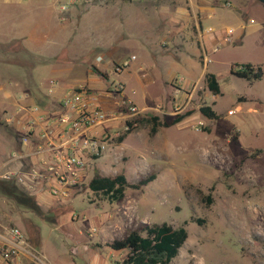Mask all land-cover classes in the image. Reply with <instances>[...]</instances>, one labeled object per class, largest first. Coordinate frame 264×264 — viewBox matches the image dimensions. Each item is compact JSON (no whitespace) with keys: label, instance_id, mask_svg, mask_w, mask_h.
Wrapping results in <instances>:
<instances>
[{"label":"rangeland","instance_id":"obj_1","mask_svg":"<svg viewBox=\"0 0 264 264\" xmlns=\"http://www.w3.org/2000/svg\"><path fill=\"white\" fill-rule=\"evenodd\" d=\"M60 1L66 0L0 2L7 13L0 19V41L17 36L28 22L34 30L25 44L38 55L32 73L38 84L52 76L72 83L95 80L90 89L110 92L116 112L126 97L142 109L140 116L170 120L190 114L153 135L149 124H137L120 143L122 122L108 127L106 153L88 161L68 197L37 200L36 214L1 195L0 222L17 224L47 264H123L126 250H111L107 243L142 223L162 222L187 232L170 264H264V4L256 0V6L242 8L241 0H227L221 7L224 0H207L218 17L203 21V29L233 32L229 40L202 48L192 32L190 0H81L64 21ZM238 22L261 26L247 28L236 40ZM41 26L56 32L55 55ZM241 63L261 66L262 78L232 75L230 68ZM63 66L74 72L59 70ZM205 73L215 74L220 93L208 90ZM184 78L191 81L184 84ZM201 105L211 106L217 117L202 116ZM96 173H123L130 184L151 173L156 177L109 202L87 187Z\"/></svg>","mask_w":264,"mask_h":264},{"label":"built area","instance_id":"obj_2","mask_svg":"<svg viewBox=\"0 0 264 264\" xmlns=\"http://www.w3.org/2000/svg\"><path fill=\"white\" fill-rule=\"evenodd\" d=\"M79 1L81 0L60 1L58 4L59 19L65 20L66 13L71 6ZM232 32L233 29L228 28L224 38L229 40L228 36ZM214 50L216 47L213 48ZM202 52L203 61H208V53L205 49ZM97 59H100V56ZM127 64L128 62L124 61L123 66ZM58 85L57 80H50L47 92L53 93ZM117 88L118 94H121L122 85L120 83L117 84ZM58 103L61 111L50 115L40 112L37 105L28 109V122L24 126L21 142L26 144L31 134L38 130L42 140V147L38 152L45 154L41 162L53 180L48 187L49 194L52 197L65 198L79 183L88 161L106 153L108 149L106 129L112 124L114 126L122 122L125 130L126 121L140 116L142 109H139L132 100L122 97L117 103L120 107L119 112L106 110L97 103L95 92L84 82L67 88ZM14 120L12 114L7 115V123H12ZM198 124L201 125L202 122ZM24 157L23 151L13 150L6 158L4 165ZM39 172L6 170L0 173V179L15 181L25 190L33 189L36 177L43 175ZM44 259L41 251L27 241L17 224L0 222V264H47Z\"/></svg>","mask_w":264,"mask_h":264},{"label":"crops","instance_id":"obj_3","mask_svg":"<svg viewBox=\"0 0 264 264\" xmlns=\"http://www.w3.org/2000/svg\"><path fill=\"white\" fill-rule=\"evenodd\" d=\"M13 1L15 0H0V2L5 5L8 3L16 4L13 3ZM226 1L227 0H224L220 3L221 7L227 5ZM255 3L256 0H241L240 2L242 8L246 5H255ZM190 6L192 10L195 11V13H193L195 25L193 26L192 32H195L199 37V43L202 48L210 46L212 43L225 36L226 31L224 28L218 29L217 27L210 25L203 29V21H206V19H210L211 22L213 19L214 21L215 19L217 20L216 17H218V13L214 4L207 0H190ZM7 11L9 12L8 7ZM200 11L202 13L206 12V15L201 16L199 14ZM3 16H7L5 8L0 9V19H4ZM249 21L256 23L252 18H250ZM60 26L63 25L61 24ZM255 26L260 27V22H257ZM255 26H250L248 23L243 24L242 22H238L236 28H239V30L236 33L235 39L239 40L245 32L244 30L247 28H254ZM58 28L61 29V27ZM183 29H185V24H183ZM21 30L22 32L18 33L17 36L0 41V173L6 170H18L22 172L40 171L39 173L43 175L42 177H36V180L33 182V189L25 190L23 188L28 194H32L36 196L37 200H40L42 198L52 197L49 194L48 187L53 183V180L49 177L48 171L44 169L45 166L41 162L42 159L45 158V154L38 152L42 147V140L39 137L38 130L31 134L30 139L26 144L21 142L24 126L28 122V109L37 105L40 112H45L47 115L60 112L61 109L58 103L60 97L67 88L77 83L63 82L61 77L52 78V76L47 80H42V82L38 84L32 75L35 63L39 62L36 60L38 55L31 51L25 44V39L29 41L30 38H34V30L29 22L26 23V25H23ZM46 30L48 33L47 36L50 35L51 37H49V40L47 36H42V38H47V43L51 44V50L54 51L56 45L55 41L57 39L56 32H54V29L51 31L48 30V28L41 26L40 32L43 33V31ZM52 51L51 55H55V51ZM59 70L63 72H74L73 67L68 66L60 67ZM52 79L57 80L59 85L55 88L54 92L50 94L47 92V88ZM190 81L191 80H186L184 78L183 83L188 84ZM80 82L82 81H78V83ZM89 84H91V86L88 85L91 89L94 88L95 80ZM93 91L96 94L97 103L102 108L107 110L114 109L113 104H111V98L113 97L110 92L102 91L104 92L102 95L95 90ZM99 95L107 98V100L101 101ZM8 114L14 116L15 120L12 123L6 122ZM112 126L113 124L110 127ZM13 150L23 151L25 157L11 164L4 165L6 158ZM86 172L85 169L83 176H85Z\"/></svg>","mask_w":264,"mask_h":264},{"label":"trees","instance_id":"obj_4","mask_svg":"<svg viewBox=\"0 0 264 264\" xmlns=\"http://www.w3.org/2000/svg\"><path fill=\"white\" fill-rule=\"evenodd\" d=\"M230 73L248 81L259 80L263 76L261 66L251 63L235 64V67L232 66L230 68ZM204 81L211 93H220V86L215 74L205 73ZM199 112L208 119L217 117L216 112L209 105H201ZM189 114L190 111L184 114H176L170 120H160L157 115L138 116L133 120L126 121L127 128L116 137V140L119 143L122 142L136 128L137 124H149L150 133L153 135L157 132L158 127L175 125ZM155 177V173H151L139 179L136 183L130 184L123 173L115 175L96 173L88 180L87 187L92 192L100 194L109 202H119L124 198L125 190L128 187L140 188L154 180ZM1 195L14 199L21 206H29L36 214L40 211L36 196L28 194L15 181L0 179ZM197 221L201 222L200 219H197ZM30 225L33 227L31 231L34 232L35 224L29 221L27 226L29 227ZM25 237L31 245L38 247L32 242L31 237ZM186 239L187 232L183 226L172 227L167 222L151 225L142 223L137 229L129 231L124 237L113 239L107 243V246L114 251L126 250L122 260L123 264H170L178 255L179 248Z\"/></svg>","mask_w":264,"mask_h":264},{"label":"water","instance_id":"obj_5","mask_svg":"<svg viewBox=\"0 0 264 264\" xmlns=\"http://www.w3.org/2000/svg\"><path fill=\"white\" fill-rule=\"evenodd\" d=\"M258 2L264 4V0H257Z\"/></svg>","mask_w":264,"mask_h":264}]
</instances>
